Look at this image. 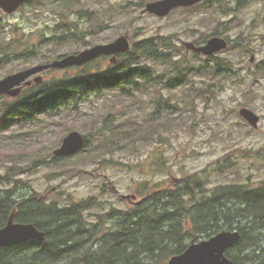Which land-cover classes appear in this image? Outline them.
I'll use <instances>...</instances> for the list:
<instances>
[{"label": "rangeland", "instance_id": "1", "mask_svg": "<svg viewBox=\"0 0 264 264\" xmlns=\"http://www.w3.org/2000/svg\"><path fill=\"white\" fill-rule=\"evenodd\" d=\"M66 1L37 0L13 13L0 8L1 45L11 38L39 45L46 41L31 60L22 56L0 66V78L42 63L39 57L53 60L121 35H128L131 46L154 36L174 59L202 64L205 71L194 74L189 85L170 89L153 84L134 97L109 90L55 118L11 124L0 133L1 175L11 166L25 168L16 177L60 205L93 197L96 203L85 215L94 223L100 213L133 206L154 185L170 186L190 174L202 177L209 190L264 186V0H210L176 8L165 17L144 10L153 0ZM214 31L229 40L226 49L206 56L185 47L186 42H206ZM225 62L232 70L214 76L217 64ZM98 63L93 67L102 71L111 64L103 58ZM58 74L43 73L45 79ZM9 100L0 97V105ZM157 100H169L172 107L158 106ZM242 107L260 116L257 128L239 115ZM106 125H119L120 131L112 135ZM73 130L86 136L88 145L53 163L54 151ZM109 138L119 141L109 143ZM35 157L43 163L30 167ZM162 160L165 172L157 169ZM7 186L0 183V188ZM131 194L137 199L122 197Z\"/></svg>", "mask_w": 264, "mask_h": 264}, {"label": "trees", "instance_id": "2", "mask_svg": "<svg viewBox=\"0 0 264 264\" xmlns=\"http://www.w3.org/2000/svg\"><path fill=\"white\" fill-rule=\"evenodd\" d=\"M44 44V40L39 45L11 38L5 45L0 44V66L22 56L31 60L41 53ZM163 45L154 36L136 41L130 51L119 55L117 64H110L104 71L93 67L99 66V60L46 71L60 74L32 83L19 97L0 105V133L17 121L23 124L47 116L55 118L66 108L76 110L91 95L119 90L134 97L153 84L173 89L189 85L194 74L205 71L202 64L174 59ZM51 60L39 57L40 62ZM225 63L217 64L212 71L214 76L232 70L231 64ZM158 64L162 70H158ZM157 103L166 104V109L172 107L169 100ZM117 126L105 127L113 135L120 131ZM85 138L87 146L89 141ZM109 139V143L119 141ZM60 158L53 156V163L57 164ZM32 160L30 167L43 163L39 157ZM166 168L164 160L157 164L161 172ZM24 170L11 166L0 174V183L9 184L0 188V228L16 209L15 219L34 223L45 231L46 239L1 247L0 264H168L169 258L185 251L191 241L207 239L223 229L239 230L242 234V239L227 251L235 264H264V186L230 184L209 190L202 177L190 174L174 179L170 186L154 185L142 201L127 209L100 213L94 223L85 215L96 203L93 197L68 205L48 201L16 177Z\"/></svg>", "mask_w": 264, "mask_h": 264}, {"label": "water", "instance_id": "3", "mask_svg": "<svg viewBox=\"0 0 264 264\" xmlns=\"http://www.w3.org/2000/svg\"><path fill=\"white\" fill-rule=\"evenodd\" d=\"M32 0H0V8L6 13L17 11L23 4ZM203 0H153L146 3L144 10L159 17L167 16L171 11L180 6H192ZM185 46L197 53L210 56L228 47V40L221 36H212L204 44L197 45L194 42H186ZM131 48L128 35H121L108 43L96 44L79 53L66 55L49 63L35 64L26 69L6 75L0 79V96L17 97L24 86L33 82L40 83L44 80L43 71L50 68H67L81 66L93 61L100 56H111V63H116L118 55L126 53ZM254 56L251 57V61ZM35 76L33 79L31 77ZM239 115L252 127L257 128L260 116L248 107H242ZM85 145L83 134L77 130L68 133L54 154L59 157L70 156L79 152ZM124 199H136V194L123 195ZM17 211L14 210L7 224L0 228V248L21 244L28 240L44 241L45 231L40 230L34 223L15 221ZM242 238L239 230L223 229L208 239L192 241L180 254L169 258L168 264H235L229 258L226 251L237 244Z\"/></svg>", "mask_w": 264, "mask_h": 264}, {"label": "flooded vegetation", "instance_id": "4", "mask_svg": "<svg viewBox=\"0 0 264 264\" xmlns=\"http://www.w3.org/2000/svg\"><path fill=\"white\" fill-rule=\"evenodd\" d=\"M102 58H104V59H109V60H110L111 57L105 55V56H102V57L98 58L97 60H100V59H102ZM94 61H96V60H94ZM91 62H92V61H91ZM89 63H90V62H89Z\"/></svg>", "mask_w": 264, "mask_h": 264}]
</instances>
